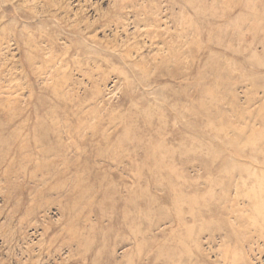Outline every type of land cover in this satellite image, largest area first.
<instances>
[{"label": "rangeland", "instance_id": "obj_1", "mask_svg": "<svg viewBox=\"0 0 264 264\" xmlns=\"http://www.w3.org/2000/svg\"><path fill=\"white\" fill-rule=\"evenodd\" d=\"M0 264H264V0H0Z\"/></svg>", "mask_w": 264, "mask_h": 264}]
</instances>
